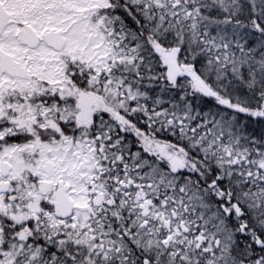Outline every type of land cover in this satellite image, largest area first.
<instances>
[{
  "label": "snow or ice",
  "instance_id": "obj_1",
  "mask_svg": "<svg viewBox=\"0 0 264 264\" xmlns=\"http://www.w3.org/2000/svg\"><path fill=\"white\" fill-rule=\"evenodd\" d=\"M0 264H264V0H0Z\"/></svg>",
  "mask_w": 264,
  "mask_h": 264
}]
</instances>
